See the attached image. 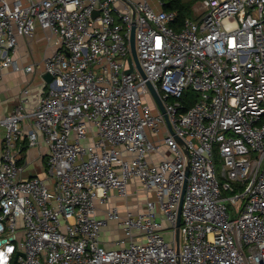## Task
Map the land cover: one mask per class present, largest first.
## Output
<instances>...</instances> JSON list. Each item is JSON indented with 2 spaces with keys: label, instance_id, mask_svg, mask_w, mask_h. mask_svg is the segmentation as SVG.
I'll list each match as a JSON object with an SVG mask.
<instances>
[{
  "label": "built area",
  "instance_id": "obj_1",
  "mask_svg": "<svg viewBox=\"0 0 264 264\" xmlns=\"http://www.w3.org/2000/svg\"><path fill=\"white\" fill-rule=\"evenodd\" d=\"M196 4L177 27L164 0H0L1 68H34L13 53L38 26L55 46L35 106L0 118V264H264V0ZM24 134L49 147L45 177H18ZM130 184L136 207L101 216Z\"/></svg>",
  "mask_w": 264,
  "mask_h": 264
},
{
  "label": "crops",
  "instance_id": "obj_2",
  "mask_svg": "<svg viewBox=\"0 0 264 264\" xmlns=\"http://www.w3.org/2000/svg\"><path fill=\"white\" fill-rule=\"evenodd\" d=\"M18 42V48L13 53V57L18 60L22 67L33 64L34 68L30 72H26L23 69L16 71L10 67H0V118L13 112L22 98L26 99L27 108L32 109L35 106L37 95L44 89L46 81L44 78L45 58L55 50L52 42L49 43L48 41L47 32L40 26L31 37L19 36ZM27 85L30 86V92L25 94L23 89ZM28 124L27 121L23 123L25 128ZM5 134L6 128L0 125V156L4 152ZM18 143L21 150L19 162L24 166L18 177L28 178L36 175L45 177L50 150L42 136L38 145H31L27 134H24ZM163 148L165 147L163 146ZM135 189L134 184L129 185L131 194L128 199L120 198L116 192H113L107 203L100 204V215L105 214L109 205H118L124 212L127 207L134 209L137 203V198L134 195ZM123 235L122 226L116 221H110L102 230V245L112 247L115 240Z\"/></svg>",
  "mask_w": 264,
  "mask_h": 264
},
{
  "label": "water",
  "instance_id": "obj_3",
  "mask_svg": "<svg viewBox=\"0 0 264 264\" xmlns=\"http://www.w3.org/2000/svg\"><path fill=\"white\" fill-rule=\"evenodd\" d=\"M97 13H98V11L95 13V16H96ZM130 46H131L132 54L128 58L129 68L127 69V72H132L134 70V65L136 64L138 70L145 77L146 75H145V72H144V70L142 68V65H141V62H140V59H139V55H138V52H137V48H136L135 25H133L132 31H131ZM44 78H45L46 81L49 82V81H51L53 79V76L49 72H46L44 74ZM149 85H150V87H151V89L153 91L155 100L157 101V104L159 105V107L162 110V112L164 113L166 121H167V123L169 125V128H170V130L173 133L174 130H173L171 124H170L169 117H168V114L166 113V109H165L164 104L162 102L161 96L158 93V91L152 86V84L150 82H149ZM182 203H183V198L181 199V202H180V205H179V209H178V221H177V241L178 242H179V236H180ZM20 254L23 255V252H18L17 256H19ZM178 264H180V263L178 262Z\"/></svg>",
  "mask_w": 264,
  "mask_h": 264
},
{
  "label": "trees",
  "instance_id": "obj_4",
  "mask_svg": "<svg viewBox=\"0 0 264 264\" xmlns=\"http://www.w3.org/2000/svg\"><path fill=\"white\" fill-rule=\"evenodd\" d=\"M166 2V9H173L177 12V27L185 20L186 17L193 15V6L197 0H164ZM199 97V93L192 87L185 90L181 101L186 106V109L192 106Z\"/></svg>",
  "mask_w": 264,
  "mask_h": 264
},
{
  "label": "rangeland",
  "instance_id": "obj_5",
  "mask_svg": "<svg viewBox=\"0 0 264 264\" xmlns=\"http://www.w3.org/2000/svg\"><path fill=\"white\" fill-rule=\"evenodd\" d=\"M195 6H197V4L195 3L194 6H193V15H196V10H195ZM219 168H221L220 165H218ZM167 235L170 236V232L167 231Z\"/></svg>",
  "mask_w": 264,
  "mask_h": 264
}]
</instances>
